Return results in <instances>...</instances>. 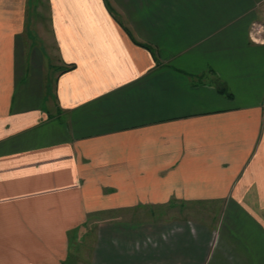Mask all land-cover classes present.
<instances>
[{
	"label": "crops",
	"instance_id": "obj_1",
	"mask_svg": "<svg viewBox=\"0 0 264 264\" xmlns=\"http://www.w3.org/2000/svg\"><path fill=\"white\" fill-rule=\"evenodd\" d=\"M254 21L264 0H0V264L160 210L208 217L165 218V249L108 236L91 264H264Z\"/></svg>",
	"mask_w": 264,
	"mask_h": 264
},
{
	"label": "rangeland",
	"instance_id": "obj_2",
	"mask_svg": "<svg viewBox=\"0 0 264 264\" xmlns=\"http://www.w3.org/2000/svg\"><path fill=\"white\" fill-rule=\"evenodd\" d=\"M37 21L38 19L36 18L34 26L38 24L37 29H39L41 35L46 34L48 44L50 45V47L53 46L49 22L47 21V24L43 28L42 20H40L41 25H39ZM50 50L53 51L52 48H50ZM118 213L119 212L113 214V217L125 218L126 221L124 223L113 220V224L105 223L106 225H100L96 223L98 222V220H95L94 224L74 227L72 230H69V232H64V234H62V232H59L58 228L55 227L56 235L53 237H63L64 240H54L46 243H31L32 247L29 254L32 257V261H34L36 264H91L93 259L91 255L93 254V251L96 249L98 250V252H100V250H102L104 247L103 244L106 245L105 242L102 243V241L99 240H107L106 238H108V236L116 240L114 242L116 244L115 249H119L120 245L124 244L120 242V237H127V239L141 241L140 238H142V236L144 238L143 240H146V243H144L145 245H148V247L154 246V249H156L157 247H159L157 244H155L157 236H163L164 234H168V232H170V234L172 235L175 232H171L168 230H172L173 228L175 229V231H177L176 226H167L162 223L165 218H171L174 216L176 217L178 215H186L185 217H192L195 220L199 221L208 217V214L205 213V211L200 210L126 211V213ZM179 230L181 231L182 228H179ZM53 232L55 231L49 230V233L54 235ZM163 241L165 245L159 247L158 249L166 248V238H164ZM1 244L5 245L6 243H0V245ZM66 252H68V258L67 260H63L64 256L67 257ZM101 259L102 258H100L99 261H101Z\"/></svg>",
	"mask_w": 264,
	"mask_h": 264
},
{
	"label": "built area",
	"instance_id": "obj_3",
	"mask_svg": "<svg viewBox=\"0 0 264 264\" xmlns=\"http://www.w3.org/2000/svg\"><path fill=\"white\" fill-rule=\"evenodd\" d=\"M251 37L254 41H264V23L258 21L252 23Z\"/></svg>",
	"mask_w": 264,
	"mask_h": 264
},
{
	"label": "trees",
	"instance_id": "obj_4",
	"mask_svg": "<svg viewBox=\"0 0 264 264\" xmlns=\"http://www.w3.org/2000/svg\"><path fill=\"white\" fill-rule=\"evenodd\" d=\"M219 89L222 91H226V88L224 86H220Z\"/></svg>",
	"mask_w": 264,
	"mask_h": 264
}]
</instances>
